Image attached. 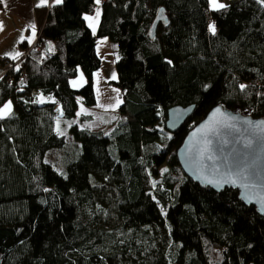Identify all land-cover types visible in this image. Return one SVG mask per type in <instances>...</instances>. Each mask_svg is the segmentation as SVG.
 <instances>
[{
  "label": "trees",
  "instance_id": "1",
  "mask_svg": "<svg viewBox=\"0 0 264 264\" xmlns=\"http://www.w3.org/2000/svg\"><path fill=\"white\" fill-rule=\"evenodd\" d=\"M95 4L50 5L24 78L0 77V105H12L0 118V264H264V218L236 189L192 181L175 155L214 105L264 118V4L226 0L216 11L207 0H102L93 35L84 14ZM159 7L167 21L149 38ZM95 36L114 44L109 82L121 101L115 123L88 130L74 115L77 100L95 103ZM78 68L85 82L72 88ZM36 91L63 115L35 101ZM191 103L168 131L167 109ZM57 119L67 134L55 130ZM67 136L78 149L59 172L45 157Z\"/></svg>",
  "mask_w": 264,
  "mask_h": 264
},
{
  "label": "water",
  "instance_id": "2",
  "mask_svg": "<svg viewBox=\"0 0 264 264\" xmlns=\"http://www.w3.org/2000/svg\"><path fill=\"white\" fill-rule=\"evenodd\" d=\"M166 14L159 7L147 29L153 37ZM194 105L170 106L165 128L174 132L192 112ZM183 173L202 187L214 191L230 187L237 198L252 205L264 218V118L212 106L184 135L175 151Z\"/></svg>",
  "mask_w": 264,
  "mask_h": 264
},
{
  "label": "crops",
  "instance_id": "3",
  "mask_svg": "<svg viewBox=\"0 0 264 264\" xmlns=\"http://www.w3.org/2000/svg\"><path fill=\"white\" fill-rule=\"evenodd\" d=\"M101 1L102 0H100L99 4L97 3L95 4L92 13L84 14V17L95 16L97 10L101 12V7H100ZM219 2L224 4L226 3V0H219ZM54 3L55 0H47V3L44 5H40V0H0V55H4V53L9 51L21 53L23 47L24 48L29 46L35 47L38 25H39L38 19L39 17L41 18L42 16L44 18L47 9L49 8L50 5ZM42 20H41V24L43 22ZM85 23L89 27V21L85 20ZM96 23L94 24L95 28H96ZM33 26L35 30L34 37H32ZM89 29L91 33L95 35L92 28L89 27ZM21 35L25 37L23 41L20 40ZM30 37L32 38L31 43L28 42V38ZM103 38H105V36H95L94 38L95 52L100 58V65L97 68V70L102 66V58L100 56V53L96 51L97 45L99 43L102 42L105 43L106 46L108 47L110 46L111 52L110 51L109 53L107 52L108 55H110L109 56L110 61L112 63L115 62L116 60L114 44L110 40L109 43L107 44V41L104 40ZM97 70H95L94 72H96ZM93 73L91 75V82L93 80ZM0 77H1V68H0ZM110 80H114L112 79V76H109L105 79V81L108 82V83L105 82V84L106 85L111 84L109 82ZM69 85L72 88H76V86L74 87L70 83V80H69ZM109 89H112L113 91L111 97H113V94H116L115 89H117L118 101H121V98L119 97V92H120L119 88L117 86L115 87L114 85V87H110ZM95 90H94L95 103L93 105L88 106L77 100L74 122L79 128H86L88 130H97L100 128L103 122L109 121V123H115L116 122L115 120H117L118 118L117 111L120 103L117 104L116 101H114L113 99L112 101L110 100L111 102L109 101L110 104L109 102L108 103L102 102V99L100 100V98L96 96L97 93L95 92ZM33 96L35 101H37L38 103H41V98H42V102L50 101L51 98L49 95H45L40 91L34 92ZM8 102H10L9 99L4 100L0 105V109H3L4 105ZM99 104L103 105V107H101ZM109 105H112L113 107H109ZM85 116H87L88 118L83 119L82 117ZM59 121L60 119H57L55 121V130H57L56 127L59 126L58 124L64 126L63 122L59 123Z\"/></svg>",
  "mask_w": 264,
  "mask_h": 264
},
{
  "label": "rangeland",
  "instance_id": "4",
  "mask_svg": "<svg viewBox=\"0 0 264 264\" xmlns=\"http://www.w3.org/2000/svg\"><path fill=\"white\" fill-rule=\"evenodd\" d=\"M92 17H94V20L91 23L95 24L96 20L98 23L100 15L98 18H96V14H95V16H92ZM89 23H90V21H89ZM97 23H96V26H97ZM103 39L107 41V44L109 43V39L106 36ZM107 47L108 46H106V44L102 43V42L97 45L96 51H98L100 53V56L102 58V66L98 70L96 69L97 70L96 72H94L95 70L93 71L94 73L92 72L93 73V80H92L93 89L94 90L97 89V90H95V92L97 93L96 96L98 98H100V100L102 99V102H104V103H108L110 100L112 101V99L114 101L118 100L117 89H115L116 94H113V97H111V94L113 91H112V89H109V88L114 87V85L113 84H107V85L105 84V82H106L105 79L107 77L112 76L113 72L116 74L115 68H114V62L111 63L110 57H109L110 55H108L109 51L111 52V49H110V46L108 48ZM106 53H107V55H106ZM81 74H82V72H81L80 68H78L76 75L69 79L70 83L73 80H79ZM83 78H84V82H85L84 75H83ZM106 83H108V82H106ZM80 86H81V84L78 83L76 85V88H78ZM110 102H109V104H110ZM62 122L63 121H61V120L59 121V123H62ZM63 124H64V126L61 124H58L59 126L56 127V129L58 132L67 134L68 133V123L63 122ZM112 124L113 123H111V125ZM76 145H78V143L75 140H73L71 137L67 136L66 144L62 148H54V149L49 150L46 154L45 159L47 161H50L51 164L59 172H63L64 164L67 161L74 159L76 156L77 149H78V148L76 149V147H77Z\"/></svg>",
  "mask_w": 264,
  "mask_h": 264
},
{
  "label": "snow or ice",
  "instance_id": "5",
  "mask_svg": "<svg viewBox=\"0 0 264 264\" xmlns=\"http://www.w3.org/2000/svg\"><path fill=\"white\" fill-rule=\"evenodd\" d=\"M95 2H96L97 4H99V3H100V0H95ZM207 2L209 3V5H210V7H211V10H216V11H218V10L225 9V8L228 7V5L223 4V3H220L219 0H207ZM259 2H260L261 4H264V0H259ZM46 3H47V0H40V5H44V4H46ZM60 3H62V0H55V4L58 5V4H60ZM99 15H100V12H99V10H97V12H96V18H98ZM84 19H85L86 21H90V23H89V27H91L92 30H93V32L95 33L96 28H95L94 24L91 23V21L94 20V17H91V16H85ZM209 30H210L213 34L216 33V26H215L214 23H212V24L209 25ZM34 36H35V30H34V26H33L32 37H34ZM24 39H25V37H24L23 35H21V36H20V40L23 41ZM28 42H29V43L32 42V38H31V37L28 38ZM50 50H51V47H50ZM4 55L10 57V58L13 59V60H15V59H17L21 54H20L19 52H12V51H9V52L4 53ZM117 59H119V57H117ZM17 70H18V69H17ZM112 79H116V74H115L114 72L112 73ZM71 83H72V85H73L74 87H75L78 83L82 85V84L84 83L83 74H81L79 80H73V81H71ZM240 87H241V89H243V88L245 87V85H241ZM41 102H42V98H41ZM116 103L119 104L120 101L117 100ZM100 106L103 107V105H100ZM11 107H12V106H11V102L6 103V104L4 105V107H3V109H0V118H2L5 114L10 113V112H11ZM109 107H113V106H112V105H109ZM164 171H167V169H165Z\"/></svg>",
  "mask_w": 264,
  "mask_h": 264
},
{
  "label": "built area",
  "instance_id": "6",
  "mask_svg": "<svg viewBox=\"0 0 264 264\" xmlns=\"http://www.w3.org/2000/svg\"><path fill=\"white\" fill-rule=\"evenodd\" d=\"M38 31H37V37H38ZM31 48H32L31 46L23 48L20 53L21 55L15 60L11 59L8 56L0 55L1 77H3L8 84H12V82L15 79L14 76H16L18 80L24 78L25 71L23 67V61H24L25 56H27ZM119 96H120V93H119ZM50 101L55 103L54 110L56 114L58 116L63 115V111L59 103H57V101L53 98H50Z\"/></svg>",
  "mask_w": 264,
  "mask_h": 264
}]
</instances>
